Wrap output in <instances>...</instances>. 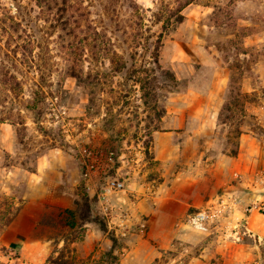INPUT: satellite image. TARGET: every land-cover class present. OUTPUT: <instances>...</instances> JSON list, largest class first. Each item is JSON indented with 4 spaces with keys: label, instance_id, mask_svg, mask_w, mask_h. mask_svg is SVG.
<instances>
[{
    "label": "rangeland",
    "instance_id": "obj_1",
    "mask_svg": "<svg viewBox=\"0 0 264 264\" xmlns=\"http://www.w3.org/2000/svg\"><path fill=\"white\" fill-rule=\"evenodd\" d=\"M70 1L0 0L38 41L11 52L26 103L11 96L23 117L0 123V264L65 247L112 251L108 264H264V0H222L218 21L188 6L158 63L159 0ZM111 177L132 185L107 190Z\"/></svg>",
    "mask_w": 264,
    "mask_h": 264
},
{
    "label": "trees",
    "instance_id": "obj_2",
    "mask_svg": "<svg viewBox=\"0 0 264 264\" xmlns=\"http://www.w3.org/2000/svg\"><path fill=\"white\" fill-rule=\"evenodd\" d=\"M40 3H43L44 0H37ZM226 1V0H225ZM228 1H234V0H228ZM222 0H159L157 8L153 11V17L154 22L161 24V32L158 34L156 39V45L154 48V57L155 62L158 63L159 58V50L160 46L162 45V40L164 35L167 34L171 29L176 28L178 25L182 24L186 16L184 14V10L196 3H202L204 5H207L208 7L213 8L212 16L215 18V21H218L220 19V14L218 13V9H221L222 7ZM1 3V2H0ZM69 6H72L70 0H63L62 7L66 14L69 12ZM49 9V10H48ZM47 11L52 10V8H48ZM44 13V11H43ZM45 14V13H44ZM73 16L69 14V17L67 16V25L71 22ZM26 18L24 16L20 15H13L12 12L6 7L0 6V63L4 64L2 66V69H0V123L5 122H11V118L17 114L20 119L23 117V112L25 108H16V114H11V96L12 98H15L18 100L19 105L22 104L24 106V103H26V98L23 96V82L19 78V74H22L20 70H17V72H11V52H17V49L20 48L23 49V55H27L28 53H31V49L37 45L38 41L36 38L32 37L31 34L27 33V30L23 27V23L26 22ZM20 30L23 32H26V35L23 38V45H21V42L17 41V37H13L14 35L11 33H18ZM94 34L96 36H100V33L98 32L97 28H94ZM4 37L6 39L4 40ZM101 37V36H100ZM104 38V36L102 35ZM102 38V39H103ZM94 43L95 48L97 47V38L94 37ZM12 42L14 44H12ZM106 40H101V44H105ZM11 48H14L15 50H12ZM105 49V48H103ZM2 57H7L8 61H10L9 66H5V60L2 59ZM15 60L19 61L16 55L14 54ZM31 65H34L35 63L33 60H31ZM73 67V66H72ZM71 67V68H72ZM70 68V69H71ZM37 72L35 71L34 74ZM44 74L39 73V80H43ZM90 77V74L88 75ZM175 80V79H174ZM41 96V92L39 89L33 90L31 94V98L38 99V97ZM42 97V96H41ZM238 100V99H237ZM9 104V106H8ZM26 107V106H25ZM233 107L230 103H226L225 106L221 109L219 113V120H222V116L226 113H232ZM41 113V112H39ZM229 117V116H228ZM240 126L236 128L237 136H240L242 134ZM234 155L236 152L233 153ZM89 202V201H87ZM70 213H73L72 210H69ZM102 230L106 231V226L102 225ZM113 239V243L116 242L115 238ZM58 252V251H56ZM75 250L74 248L66 249L63 248L58 252L56 256H51L48 258L46 264H85L84 259L88 258L91 259V257H83L78 258L76 255H74ZM112 256V251H108L105 253V255L98 259H91V264H108L106 260H108Z\"/></svg>",
    "mask_w": 264,
    "mask_h": 264
},
{
    "label": "built area",
    "instance_id": "obj_3",
    "mask_svg": "<svg viewBox=\"0 0 264 264\" xmlns=\"http://www.w3.org/2000/svg\"><path fill=\"white\" fill-rule=\"evenodd\" d=\"M106 188L110 191L122 190L125 188V183L119 178L111 177L108 179ZM209 217V213L203 210L197 213L190 214L187 218V221L191 226H194L196 228H203L207 224V221H209Z\"/></svg>",
    "mask_w": 264,
    "mask_h": 264
},
{
    "label": "crops",
    "instance_id": "obj_4",
    "mask_svg": "<svg viewBox=\"0 0 264 264\" xmlns=\"http://www.w3.org/2000/svg\"><path fill=\"white\" fill-rule=\"evenodd\" d=\"M169 116H170V114H169ZM168 116V117H169ZM183 117H186V115H184ZM170 118H176V116L175 115H173V116H171ZM163 133H168V134H170V133H172V132H170V131H167V132H163ZM175 133V132H174ZM155 138L157 139L158 138V136H155ZM173 146V145H172ZM124 183H126L127 182V188L130 186V185H132V183H129L127 180H131V177H124ZM126 188V189H127ZM125 188L124 189H122V190H118V192H123V191H127ZM117 192V191H116ZM122 233H125V230L122 232Z\"/></svg>",
    "mask_w": 264,
    "mask_h": 264
}]
</instances>
